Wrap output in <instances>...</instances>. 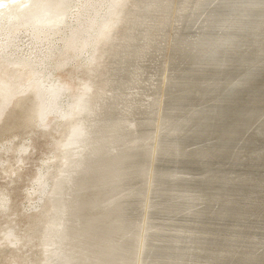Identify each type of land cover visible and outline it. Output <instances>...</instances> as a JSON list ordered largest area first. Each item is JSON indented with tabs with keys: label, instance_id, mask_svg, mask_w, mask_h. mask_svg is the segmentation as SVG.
I'll use <instances>...</instances> for the list:
<instances>
[{
	"label": "bare ground",
	"instance_id": "bare-ground-1",
	"mask_svg": "<svg viewBox=\"0 0 264 264\" xmlns=\"http://www.w3.org/2000/svg\"><path fill=\"white\" fill-rule=\"evenodd\" d=\"M171 1L0 0V113L13 100L11 107L5 111L6 114L3 119L8 118L0 126V137L11 135L13 130L26 131L25 137L13 134L10 139L6 137V140L4 139L5 141H2L0 145V264H50V233L56 232L59 226L57 224L60 221L58 210L52 199L54 188L59 183H64L63 192L66 201L68 195H81L84 184L88 179L85 167L88 166L87 169L89 167L98 168L103 162L111 163L113 167L125 173L130 172L126 182L131 181L132 183L127 184L126 188H118V190L100 200L98 198L93 199V205L100 203L110 206L108 210L99 211L98 214L106 213L108 215L111 206L117 202L119 207L123 205L127 209L129 230L124 233L123 238L120 240L123 245V251L120 255L125 257L126 264H129L136 244L139 219L142 214L148 212L150 207L149 200V205L143 208L144 193L146 191L150 193L151 191V189H146L147 165L151 148L146 143V139L153 131L156 133L158 137L153 145L156 153L158 138L160 134L164 133V154L171 157L173 162L176 161L175 159L178 156L173 155V153L170 155L167 151L173 152L174 142L183 136L177 137L171 132L172 127L179 126V117L211 115L213 120H220L216 109L213 110L211 106L204 107V105L212 99H214L213 101L218 99L219 102L226 101L227 97L221 99L224 94H220V97H218V90L226 89L230 84L229 79L231 77L225 79L227 73L229 75L230 72L220 75L219 73H223V70H230L235 67L243 72L244 81L239 83L236 81V86L230 89H247L246 94L245 92L240 94L242 97L240 98L241 104L239 101L231 102L230 105L234 108L226 109V112L223 113L224 118L221 120H226L224 125L218 124L217 127H214V125L206 124L200 126L201 121H194V128L191 129V132H188V135L196 136L203 130L201 139L207 137V141L213 140L210 146L190 150L191 147L188 148L190 151H185L189 145L182 147V150L188 154H198L190 162L191 164H197L198 162L197 167L200 169V173L197 178H184L176 172L160 174L157 170L158 180L163 183L159 185L168 187L169 185H165L166 183L175 184V182L180 181L188 184L191 181H197L201 185L209 186L206 188V195H203L206 203V213H204L206 215H203V218H216L222 220V222L243 216L230 212L228 207L232 210L235 207L230 199L236 203L238 201H249L250 199L247 198L251 197L253 190L264 189V176H260L259 172L262 171L257 168H262L260 162L253 164L249 169V171L258 172L257 178H253L250 172H239L236 169V164L242 161L250 160L254 162L257 158L263 160L264 154V122L256 125L264 117V108H262L264 107V75L257 79L259 75L257 72L264 71V0H232V2L223 0L215 11L213 10L214 12L210 14L211 17L207 20V23L205 20L202 37L200 38L201 35H199L197 38H200L199 43L185 46L188 61L191 63L187 64L188 70L185 67L187 75H183L182 78L185 77L184 79H186V76L196 77L179 85V87L189 88V91L176 95L170 93L176 85L170 86L173 84L167 79L170 48L172 46L169 39L165 46L166 53L159 70L160 82L157 93H136L133 90L136 89L138 82L135 83V81L142 73V71L138 73L140 68L136 64L148 56L149 49L153 47L155 42L152 33L163 28L164 13L168 11V4ZM188 3L189 0H182L179 7L185 9ZM46 6L50 7V11L45 9ZM225 7L231 11L229 14L220 11L221 8ZM137 12H143L144 16L137 19ZM176 16L178 17V15ZM118 22L119 26L113 28ZM138 27L140 31H137ZM217 31L223 32L218 35ZM129 34H133L134 40L132 45L128 46L130 49L127 50V53L130 54H127L126 63L131 61L135 64L130 65L126 71L121 65L123 75L118 77L116 70L124 50L123 45ZM175 34L177 35V33ZM246 43L250 45L249 51L242 53L241 47ZM224 51L226 54L231 55V59L225 65V68L224 64L221 63ZM198 64L200 65L197 66ZM259 64L261 68L256 67ZM57 73H68V76L71 74V89L68 87L69 84L60 80L59 76L56 75ZM206 75L211 76L212 79H205ZM152 78L150 76L147 82H151ZM221 81L224 83L229 82V84L226 85L225 83L226 86H224ZM92 82H96L99 86L95 92L106 98L103 106L109 103L106 112L110 125L100 128V135L98 136H101L102 140L109 145L108 141L111 139L109 136L114 135L112 131L115 128L118 132L128 135L130 138L123 144L126 146L120 157H115L113 153H110V145L107 148L104 145L102 155L97 158L94 156L93 151L89 150L88 155L93 157H90L89 162L81 168L78 178L74 179L75 184L71 185L65 178L69 168L66 162L67 152L69 151L70 142L78 137V124L86 120L87 125H91L93 121L89 119L87 114H82L79 108L80 100L85 95L88 85ZM196 88L199 91H196ZM120 89L126 91L122 92ZM203 89L206 95L204 102L200 99L201 96L204 97L202 95ZM166 92V105L169 109L167 113L168 120L163 116ZM196 94L200 95L199 98L190 99L195 106L189 104L187 105L188 109H186V105L184 107L180 106V109L168 105L169 100L179 101V96L190 97ZM157 98H159V110L161 107V111L157 119L154 120L153 108ZM50 99H52L51 108ZM254 99H256L255 103L261 101L259 105L263 106L260 108L251 107L252 104H255ZM245 100L249 102L246 103ZM134 106L136 111L146 116L140 122L143 130L137 138H132L131 126L133 122L128 117L130 112H133ZM196 106L198 110L192 111L196 109ZM174 114H178V116H174ZM50 117H52L55 125H60H56L58 127L56 131L53 130L52 124H50L52 121L48 123ZM164 119H166L167 124L163 128L162 121ZM47 123L48 127H46ZM204 123L206 121H203ZM151 124L154 126L153 130ZM254 127L260 129L256 132V138L260 141L253 140L258 143L259 147L251 148L249 146L250 142H242L250 137V131ZM209 130L213 137H210ZM98 136L96 135V138ZM26 141L41 144L45 149V153L41 158H37L32 173L26 175L23 179L24 177L21 178L22 176L20 177L18 173L24 171V169L19 168L21 166L28 167L26 163L29 162L31 157L29 155L32 151H29L31 145L26 144ZM134 142H137L136 146L128 145ZM225 144H232V147ZM83 145L80 143L76 148L82 151ZM242 147H248V149L241 152L238 149H242ZM32 153L37 152L32 151ZM238 153L242 154L236 159L235 155H238ZM205 160L208 162L214 161L216 164L213 166L208 165ZM228 164L235 165L232 168L233 171L224 169ZM204 169L208 173H213V175L204 177ZM189 173L193 172L186 171V174ZM152 176L154 177V171L150 169L147 178L148 187L151 186ZM10 185L12 187L8 189ZM229 188L230 190H228ZM186 189L176 193L173 190L172 192L162 193L160 188H156L155 191L157 196L167 195L165 196L166 200L176 196L184 201L197 196H192V193L187 195L185 193ZM231 190L235 193L245 190L243 198L238 197L234 200V198H231L234 195L229 193ZM10 192L16 195L15 201L11 200ZM125 194L130 195L125 197ZM252 196L254 198H252L253 202H248L251 205L242 213L245 215L250 212L251 215L258 217L264 209V197L256 194ZM71 200L69 203L71 204L73 238L74 231L77 230L76 221L79 219L80 208H83V204L75 197ZM134 200L136 203H134ZM159 203L156 204V208L159 206V209L163 211L166 205L160 206ZM223 203L228 205H222ZM219 204L223 207H219L218 212H213L214 206H220ZM181 206L180 203L174 207ZM156 208L154 207L155 212ZM134 212H138L137 215H134ZM131 221H133V226L130 225ZM260 221L264 222V218ZM260 221L255 224H260ZM211 224L216 225V220H211ZM159 230L160 228L152 226L148 230V232H152L153 237L150 243L151 247L155 245L154 241L156 240L154 238L163 232V230ZM219 231V229L216 231L208 229L198 241L207 242L204 239H208L207 234L216 236ZM174 232L175 234H182L180 229ZM194 233H196L195 230L192 233L189 232L192 236ZM243 238L246 239L244 243L252 245L249 241L254 237L246 234ZM174 241L177 243V239ZM259 241L260 239L256 244H259ZM219 245L217 243L215 245L216 250L208 252L212 258L211 264L234 262V260L232 261L231 252L238 247L228 243L224 246ZM176 246H171L163 251L169 254L170 259L178 256L177 254H187V258L190 259V248H186L185 253H181L180 248ZM252 246L251 249H245L241 255L237 256L235 259L237 264H264V257L262 256L264 254L262 252L258 253V249L264 246ZM105 247L95 249L93 251L95 259L85 264H95L104 255ZM73 252L77 257V264H84L81 255L75 250ZM111 252L107 253L105 264H117L119 254L110 261ZM137 254H140L139 247H137L135 257ZM164 260V264H171L169 258H164Z\"/></svg>",
	"mask_w": 264,
	"mask_h": 264
},
{
	"label": "water",
	"instance_id": "water-1",
	"mask_svg": "<svg viewBox=\"0 0 264 264\" xmlns=\"http://www.w3.org/2000/svg\"><path fill=\"white\" fill-rule=\"evenodd\" d=\"M229 2H232V0H228ZM228 4V3H227ZM48 11H50V7L46 6ZM222 11L225 12V14H229L231 11L228 10V8H221ZM153 12V10H152ZM261 12V11H259ZM143 12H137L136 18L141 19L144 15L142 14ZM119 22L116 23L114 27H118ZM178 35L179 32L177 33ZM135 41L136 37L134 36ZM133 34H129L126 37V41L123 45V53L120 56L119 60V65L117 67V75L118 77H122V69L125 68L126 62H127V50L130 49L128 47L129 45H132L133 42ZM128 47V48H127ZM182 46L180 44V39H177L174 44L172 45V54L174 55L173 58L168 62L169 68H172L174 66V61L176 56L179 55V50H181ZM223 57L221 63L227 65L229 63V60L231 59L230 54H226L225 51L223 52ZM211 61V60H210ZM213 62V61H211ZM215 63V62H214ZM123 66V68L121 67ZM141 70L138 69V73ZM227 72H232L231 75L232 77L234 76L237 80L243 79V75H237L234 70H223V73H219L220 75H223ZM259 73V78L257 76V79H260L261 76L264 75V71L262 72L261 70L258 71ZM262 73V74H260ZM204 78V77H202ZM215 78V77H213ZM167 79H172L173 83H176L175 88L171 89V94H182L183 92L189 91V88H181L179 85L185 83L188 81V79L180 78L177 76H172V77H167ZM205 79H212L211 76L206 75ZM96 88H99L98 84L96 82H92L88 85L85 95L81 98L79 108L82 112V114H87L89 116L90 120H93L91 125H87V121L83 120L80 122L77 128V135L78 137L75 140H72L70 142V147L69 151L67 152V163H68V171L65 174V178L68 181L69 184L74 185V179H77L79 176V171L81 168H83L90 160V157L92 158L93 156L88 155V151H93L94 156L97 158L98 156L102 155V149L104 148V145H106V148L109 146L110 147V153H113L115 157H120L122 156L124 152V147L126 145H123L128 138H130L128 135H124L120 132H118L115 128H113L112 133L114 135L109 136L111 139L108 143H105V141L102 140L100 135V128L103 126H108L110 125L108 121V115L106 112V107L109 106V103L107 105H104V102L106 101V98H103L101 94H97L95 92ZM196 91H199L198 88H196ZM245 94L247 93V89H235V90H228V93L224 94L221 96V99L227 97L226 101L223 102L221 105H216L215 109L217 110L220 120L223 119V113L225 112L226 109L229 108H234L231 106V102L234 101H239L241 104V99L240 94ZM171 96V95H170ZM237 98V99H236ZM166 99H167V92L165 93V99H164V106H163V116L168 120L167 114H165L167 105H166ZM13 100H11L5 109H3L0 113V117L2 112L5 113L7 109L11 107V103ZM246 101V100H245ZM190 101V98L188 96H179V101L174 102L176 104H180L182 106L186 104H192ZM249 102V101H248ZM261 101L256 102L255 104H252L251 107H256L260 108L263 105H259ZM52 104V99H50V108ZM264 108V107H262ZM154 120L157 119L158 114L161 111V107L159 110V98H157L155 104H154ZM134 112V113H133ZM133 112H130V115L128 116L132 120V126L131 129L133 131L132 138H137L138 134L141 133V128L142 125L140 122H138V113L136 112L135 106L133 107ZM4 115V114H3ZM8 118V117H7ZM7 118L2 122L4 123ZM2 117L0 118V120ZM166 119L162 121V127H166ZM201 121L202 124L200 126H205L206 124L213 126L215 125V122L213 121V116L209 115H202V116H197L194 117L193 115L191 116H186V117H179L178 118V123L179 126H174L171 129V132L177 136L182 137L178 141L174 142L173 145V152L170 150L167 151L168 154L177 155L180 159H184V161L180 160L179 163L175 164V169L177 170H184L187 172H195V170H198L195 167H191L188 165H185L187 162H191L192 158L194 156H198V154H185L187 157H184V154L182 152V147L187 144H191L192 142H200L203 130L196 136H188V132H191V129L194 128V121ZM203 121H206V123L203 124ZM228 121V120H227ZM0 122V125L2 124ZM3 125V124H2ZM152 130L154 129V126H152ZM209 135L210 137H213V134L211 135V131L209 130ZM96 135L98 138H96ZM163 134H160V137L158 138V149L157 152L155 153V150L153 149L154 142L157 139L156 133L153 131L148 138L146 139V143L151 146L150 151H149V159H148V165H147V175H146V189H151L150 193L146 191L144 193V199H143V208H145L147 205H149V200H150V207L148 212L145 214H142L139 222H138V235L136 231V244L135 248L132 254L131 261L129 264H163L162 262H158L157 260H160L162 258H169L171 260V264H192V263H206V264H211L212 258L211 255L208 254L210 251L216 250L215 245L217 242L220 240L213 239V240H208L207 242H199L195 238H192V236L189 234L192 233L193 231L189 230H195L196 234H203L206 232L205 228L203 226H199L198 224L204 225L205 223L208 224L206 219H202L201 216L197 213V211L200 209V207L203 205V195H206V188L209 186L207 185H201L200 183L193 182L191 181L188 184H183V183H177L174 185H169L175 190H182L185 189V193L187 195H190V193H195L197 196L193 197L192 199H188V202L184 205L186 212L191 213L196 215L195 218H190V222L188 225H185L183 227H178V226H172L170 225L169 228H175V229H180V233H186V236H183L179 239H177V246L176 247H181L179 245L185 244L187 246L190 245H195L196 248L191 254L190 259L187 258V254H182L181 256H175L170 259L168 256L169 254L163 249H167L168 247L165 245V237L159 236L154 238L156 240V246L151 247L150 243L153 239L152 237V232H148L149 228L153 225L154 221V213L160 214L164 213V210H168L169 213L176 212L178 210H181V207H173L177 204L175 200H166L165 196H157L155 189L158 187V184H163L160 183L158 180L157 176V169L159 167V162L163 154L162 152V146L165 150V141L163 138ZM186 137V138H185ZM248 139H246V142ZM84 144L83 145V150L77 149L78 144ZM131 146H136L137 142H134L132 144H128ZM227 146L232 147V144ZM251 148H256L259 147L258 143L251 140L250 145ZM248 149V147H242V149H238L241 152H244ZM242 153H238V155H235V158L238 159V156L241 155ZM153 155V157H152ZM65 162V158H64ZM210 164V163H209ZM208 164V165H209ZM240 166V171L239 172H244L245 170H241V167H244V169H248V165H239ZM71 167V170H70ZM85 167V172L87 176V181L84 184V187L82 189L81 195H75L74 194L68 195L67 201L65 199V194L63 192V185L64 183H59L55 188H54V195H53V202L56 205V209L58 210V216L60 217V221L58 222L57 225L58 228L56 232L50 233V264H77V257L75 256V253L73 250L77 251L81 257L83 258V263L91 262L95 259V256L93 254V251L95 249H102L104 246V255L99 258L95 264H105L106 263V256L107 253L112 251V257L110 261H112L117 254H119L117 264H126V260L124 259L125 257L121 256L120 253L123 251V245L121 244L120 240L123 238L124 233L129 230V224H128V218H127V209L121 205L119 207L117 203L113 204L111 206L110 212L108 215L106 213H101L98 214L99 211H104L108 210L110 207L108 204L102 205L100 203L93 205V199L98 198V200L102 199L106 195L115 192L118 190V188H126L130 182H126V179L130 175V172L125 173L121 171L120 169H117L113 167L111 163L108 162H103L98 168L95 167ZM152 169L154 171V177L152 176L151 178V186H147V178H148V173L149 170ZM214 170V169H212ZM250 172V175L253 178H257V171H247ZM98 179V180H97ZM230 190V188L228 189ZM242 192V193H241ZM240 193H235L234 191H230L229 193L236 194L234 197L238 199L243 198L245 190L241 191ZM257 191L253 190L251 192V197H248L247 199H252L253 194L256 193ZM127 197L130 194H125ZM73 197L77 198L78 201L83 204V208H80L81 214L79 216V219H77V230L74 231V236L72 238V232L73 228L71 225V204L69 201L73 199ZM157 198L162 199V201L159 203V205H166V208L159 212H153L154 207L156 208L157 205L155 204V200ZM165 199V200H164ZM254 199V198H253ZM256 199V198H255ZM72 201V200H71ZM250 201V200H249ZM251 202V201H250ZM171 206V207H168ZM159 207V206H158ZM244 208V206H243ZM206 213V211H203ZM262 213V212H260ZM168 217V216H166ZM170 218H175V217H170ZM133 221H131L130 225L133 226ZM228 223V222H225ZM260 224H264V222L260 221ZM260 224H255V227L253 229L256 230L257 235L255 238L260 239L259 244L261 246H264V225ZM229 225V224H228ZM241 225L245 226V228H248L246 223H242ZM165 226L162 227L160 226L161 231ZM162 228V229H161ZM123 232V234H122ZM226 231L220 230L218 237L222 236V234H225ZM262 236V237H261ZM74 241V242H73ZM224 242V241H222ZM137 247L140 248V254H136ZM239 248H241L239 246ZM186 248H180L181 253H185ZM242 252V250H241ZM258 252H262L264 254V247H261L258 249ZM239 253V252H238ZM242 254V253H240ZM264 257V255H262ZM151 260V261H150Z\"/></svg>",
	"mask_w": 264,
	"mask_h": 264
},
{
	"label": "rangeland",
	"instance_id": "rangeland-1",
	"mask_svg": "<svg viewBox=\"0 0 264 264\" xmlns=\"http://www.w3.org/2000/svg\"><path fill=\"white\" fill-rule=\"evenodd\" d=\"M181 1L182 0H172L171 3L168 4V8L169 9H167L168 11H166L164 13L165 22H164L163 28L161 30L154 31L152 33V37H153V39H155V42L153 44V47H151L149 49L148 56L145 59H143L142 61H139L136 64L137 67H139L141 69L142 73L140 74V76L135 81V83L136 82H138V83H137L136 89L133 90L134 92L139 93V94L157 93L158 86H159V82H160L159 70H160V67H161V64H162V61H163V57H164V55L166 53V47L165 46H166V43L168 42L169 39H170L169 41H171V45H173L174 42L177 39H180V44H181L182 48H181V50H179V55L176 56V58H175V61L173 63L174 66L172 68H169V66H168V77H172V76L180 77L181 76V78H182L183 75H187V72H185V67L188 70L189 67H188L187 64H189L191 62L188 61V58H187L188 54L185 51L187 48H185V46L188 45V44H190L192 46V45H195V43H199V40L202 37V31H204V27H205V24L204 23H205V20H206V23H207V20L211 17L210 14L215 11L216 7L219 6L223 0H189V3L186 4V8H188V9H186V8L185 9H182L181 7H179L180 6L179 3H181ZM212 5H214V6H212ZM220 11H222V10H220ZM174 13H176V14H174ZM224 14H225V12H224ZM224 14H223V16H224ZM176 15H178V17ZM190 19H191V21H190ZM170 28H172V30H170ZM139 29L140 28L138 27L137 31H140ZM190 31H191V33L194 31V33H192L193 35L190 33ZM178 32H179L180 35H178V34L176 35L175 34V33H178ZM222 32L223 31H217L218 35L221 34ZM199 35H201V36H200L199 39H197L199 37ZM244 46L241 47L242 50H241V48L239 49V51L241 50L242 53L247 52V50L249 51V48H250V45L248 43H246ZM129 54L130 53L128 52V55ZM173 56L174 55L172 54V46H171V48H170V60L173 58ZM184 63H185V65H184ZM133 64H135V63H133L131 61L129 63H127L126 66H125V68H124L125 69L124 71H126L129 68V66L130 65L132 66ZM199 65L200 64H198L197 66H199ZM256 67H260V64L257 65ZM224 68H225V66H224ZM230 70H234L235 73H237V75H243V72L242 71H239L238 68H235L234 67V68H232ZM231 73L232 72H230L229 75L227 73V76H225V79L228 78V77H231L229 79L230 80V84H229V82H225L226 85L229 84V86H227L226 89L223 88L224 90L223 89H220V90L217 89L218 90V97H220V94H226V93H228V90H230L231 88H234L237 83H239L241 81H244V78L243 79H239V80H237L234 76L232 78ZM56 75L59 76L60 80L63 83L69 84V86H68L69 89L72 88V86L70 85V81H71L70 76H71V74H70V76H68L69 75L68 73H57ZM150 76L153 77L152 78V81L151 82H147ZM195 77L196 76H190V77H187L186 76V79L191 80V79H193ZM169 81H170L171 84H173V85H170V86L176 85V83H173L172 82V79H169ZM236 81H237V83H236ZM246 81H248V80H246ZM225 83L222 82V84L224 86H226ZM231 85H232V87H231ZM120 91L125 92L126 90L120 89ZM148 92H150V93H148ZM202 92H203V94L201 92H200V94L204 95V97L201 96L200 99L203 100V102H204L205 99H206V95H205L204 89L202 90ZM192 94H193V92H192ZM198 96H200V95L199 94H196L194 96H190L189 98L190 99H192V98H199ZM213 100L214 99H212L209 102H207L204 105V107H210L211 106L212 109L215 110V106L216 105H221L223 103V102H219L218 99H216V101H213ZM255 100L256 99H254V101H253L254 103H255ZM247 101H246V103H247ZM174 102H178V101H176V100H169L168 105H170V106H176V107H179L178 109H180L181 108L180 106H182V105L176 104ZM191 103H192L191 105L195 106L194 105V102H191ZM187 105H189V104H186V107H187ZM184 106H182V107H184ZM186 109H188V107ZM196 110H198L197 106H196V109L195 110H192V111H196ZM166 111L167 112H165V114H167L168 111H169L168 107H167ZM136 112L139 114L138 115V118H137L138 119V122H141V121H143L146 118V116L142 115L141 112H139V111H136ZM3 114H2V119L4 118V116H5L6 113H3ZM174 116H178V114H174ZM2 119L0 120L1 123L4 121V119L3 120ZM50 121H52V117H50V119H48V123H50ZM213 121L215 122L214 127H217L218 124L219 125H224V123H225L226 120H216L215 119ZM263 122H264V117L261 120H259L256 123V125L257 124H262ZM44 123H45V121L43 122V124ZM48 123H47V126L46 127H48ZM54 123L55 122L52 121V123H50V124H52L53 130L56 131L58 129V127H56V125H58V124L55 125ZM58 126H60V125H58ZM255 127H257V126H255ZM255 127L253 129H251V131H250L251 132L250 133V137H247L248 141L246 142V139H244V141L242 143H244V142L248 143L251 140H258V141H260L258 138H256V136H257L256 135V132L258 130H260V129L259 128H255ZM141 130H143V128H141ZM25 132H26L25 130H19V131L13 130L11 135H13V134H15V135H23V137H25V135H24ZM11 135H7V136L0 137V145L2 144L1 143L2 141H5L6 140V137H8L10 139L12 137ZM30 137L32 138V136H30ZM182 137H184V135ZM200 140H201L200 142H192L191 144H187L189 146L187 147V149L185 151L194 150V149H197V148H201L203 146H210L211 143L213 142V140L212 141H207L208 140L207 137L202 138ZM13 142H15V141H13ZM25 143L28 144V145H31L29 151L32 150V151L37 152V153H32V151H31V153L29 155V157L31 156L29 158V162L30 163L29 162L26 163V165H28V167H22L21 166L19 168V169H24V171H21L20 173H18L20 177L22 176L21 178L24 177L23 179H25V176L26 175H30L32 173V171L34 170L35 165L37 163V160H38L37 158H41L44 155V153H45V149H44L43 146H41V144L31 143L30 141H26ZM215 143H216V141H215ZM34 144H35L36 149L34 147ZM37 145H39L41 148L39 146L37 147ZM186 146L184 145V147H186ZM32 147H34V149H32ZM191 147H192V149H190ZM43 150H44V152H43ZM164 152H165V150L163 149V146H162V152H161V154H163V155H162V157L160 159L159 167L157 169L158 170V173L161 174V173H166V172H176L180 176H182L184 178H188V179L197 178L199 176L200 169L197 167L198 166V162H197V164H191L190 162H187L185 165H188V166H191V167H195L198 170H195L196 173L193 172L191 174L190 173L189 174H186V171H184V170H177V169H175V164L176 163H179L180 160L184 161V159H180L178 157L177 159H175L176 161L173 162L172 161V158L171 157H168L166 154H164ZM182 152L184 154V157L183 158H185V156H186L185 154H188V153L184 152V150H182ZM40 153H41V155H40ZM32 160H33V162H32ZM263 160H264V154H263ZM263 160H261L260 158H257L256 160H254V162H252L250 160L242 161L241 163L236 164V166H237L236 169L240 171V166L239 165H248L249 166L248 169H244V167H241V170H245L244 172L247 173V171H249V169L251 168V166L253 164H255L257 162H260L261 165H262V168H260V167H257V168H259L260 171H262V172H259L260 173V176L262 177V176H264V173H263L264 172V169H263L264 168V161ZM205 162H206V164H209L210 163L211 166H213L214 164H216L214 161L208 162L207 160H205ZM234 166H232L231 164L230 165L228 164V165H226L224 167V169H227V170L231 171L232 168H234ZM26 169H28V171H26ZM204 171H205L204 177H209V176H212L213 175V173H208L205 169H204ZM2 183H3V181H2ZM178 183H181V182L179 181ZM167 184L174 185V184H171V183H167ZM175 184H177V182H175ZM11 187H12V185H10V187L8 189H11ZM157 188H160L162 193L163 192H169V191L172 192V190L175 193L181 191V190L180 191L175 190L171 186H168V187L167 186H163L162 187L159 184H158V187ZM182 190H184V189H182ZM254 194H256L257 196L264 197V189L258 190ZM9 195H10V197H12V199L11 198L10 199L13 200V201H15L14 199H16V195L13 192H10ZM194 195H196V194L195 193H192V196H194ZM230 195H234L235 196V194H233V193H230ZM160 196H167V195H164L163 194V195H160ZM234 196H231V198H234L235 199ZM172 197L173 198L170 199V200H175V201H178V202H180L182 204L181 210H178V211H176L174 213L170 212L169 214H168V212H169L168 210H165L164 213H160V214L154 213V217L155 218H154L153 225H152V227H154V228H156V227L157 228H160L161 225H162V227L165 226L162 229L163 232L160 233V234H158V235L165 237V241L167 240L165 245L166 246L169 245V246H167L168 248L171 247V246H174L175 247L177 245V243L174 240L175 239H179V238H181L183 236H186V233H187V232H184L182 234H175L174 231H177L178 229L169 228V226L172 225V226L183 227L185 225H188V223L191 221L190 218L196 217V215L186 212V209H185V206L184 205H185V203L188 202V199H185L184 201H181L176 196H172ZM254 197H256V196H254ZM160 201H162V199L157 198V202L155 204L159 203ZM204 201L205 200L203 199V205L197 211V213L199 214V216L202 217V219H204L203 218L204 217L203 215H206L203 212L205 210V207H206V203ZM230 201H231V203H233V205H235V207L233 208L234 210H232L229 207H228V209L230 210L231 213L233 212V213H236V214H239V215H243L241 218L235 217L234 220L231 219L230 221L227 220V221H223V222H222V220L216 219V218H213V219H211V218H205L207 220L208 224L205 223L204 225H202V224H198V225L199 226H203L206 231H208V229H211V230H214V231H216L217 229L226 231V233L223 234L220 237L213 236V235H208L207 234L208 239L207 238H204V239H206L208 241V240H213V239H217L218 238L220 240L219 242H217L218 244H220L219 246H224V245H227V243H228L229 245L231 244L232 246L238 247L237 249H234L231 252V254H232V261L234 260V262H229V264H237L235 262V259L237 258V256L241 255L240 253H243L245 249L246 250L251 249L253 247L252 245H255V246L257 245L256 243H257V241L259 239L255 238V236L257 235V233H256V230L253 229V228L255 227L254 224L257 223V221H260V219H263L264 218V209H263L262 214L259 215L258 217H255V215H253V214L251 215L250 212H247L248 214H245L244 215L242 212L247 207H249L251 205L248 202H250V201L253 202V199H250V201H244V202H239L238 201L237 203L236 202H233L232 199H230ZM228 202L229 201L227 200V203ZM134 203H136L135 200H134ZM180 203H177V204H180ZM227 203H225V204L223 203L222 205H228ZM243 206H244V208H243ZM219 207H223V206H221V205L220 206L215 205L214 208H213V212H218L219 211ZM157 211L161 212L162 210L159 209V207H158V208H156V212ZM153 212H155V210ZM137 213L138 212H134V215H137ZM161 215H165V216H161ZM166 216H169V217H173L174 216L175 218L173 219V218H169V217H166ZM211 220H216V225L211 224ZM225 222H228V223H225ZM242 223H246V225L248 226V228H245V226L241 225ZM168 229H169L170 232L168 231ZM189 231H194V230L191 229ZM229 232H231V233H229ZM195 234L196 233H194L193 236L191 234L192 238H195L196 240H200L201 239L200 238L201 237V234H197V235H195ZM246 234L251 235V237H254L252 240L249 241L252 244L251 246H250V244L244 243L246 241L245 238L242 239V237L244 235H246ZM158 235L156 237H159ZM171 240H172V242H170ZM222 241H224V242H222ZM154 244H155L154 246H156V241H154ZM179 246H181V247H178V248H187V249L190 248L189 256H191V254H193V252L195 250V245L194 246L190 245L188 247L185 244H181ZM239 246L241 248H239ZM163 250H165V249H163ZM241 250H242V252H241ZM258 253H261V252H258ZM177 255L179 256L181 254H177ZM157 261L158 262H162L164 264V261L165 260H164V258H162V259L157 260ZM194 264H197V263H194Z\"/></svg>",
	"mask_w": 264,
	"mask_h": 264
}]
</instances>
